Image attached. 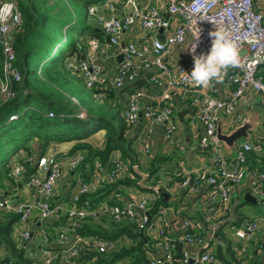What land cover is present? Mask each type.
<instances>
[{
	"label": "built area",
	"instance_id": "1",
	"mask_svg": "<svg viewBox=\"0 0 264 264\" xmlns=\"http://www.w3.org/2000/svg\"><path fill=\"white\" fill-rule=\"evenodd\" d=\"M258 0H166L165 6L153 4L141 7L138 0L107 1V9L122 6V14L112 12L100 15L99 5H92L90 12L97 15L109 42L122 54L118 70L112 80V87L122 89L139 78H146L159 89V99L149 102L151 97L148 85L134 86L123 107V114L132 123L140 118L160 124L164 135L170 139L178 129L175 120V98L189 101L195 108L191 113L194 121L204 127L200 144L213 148V156L208 165L179 166L175 172L179 178L175 182L177 195L190 196L202 189L203 208L196 215L182 218L178 227H174L167 216L163 200V190L170 192V184L155 183L151 193H133L125 202H121L120 192H115L114 203L95 206L90 194L96 193L107 183L114 182L122 173L125 161L119 153H113L110 164L98 160L94 171L88 178L79 174L76 189L66 206L54 201V191L64 164L69 171H76L87 157V151L80 149L64 157L57 156L53 148L48 153L34 154L30 159L37 163V171L31 175L27 184L38 192L37 198L19 200L16 198L18 187L12 193L0 197V208L16 213V232L22 242L28 244L33 237L39 243L28 249V255L38 264H77L82 251L96 250L99 253L110 252L118 246L117 239H105L97 235H83L77 232L84 221L92 217L99 219L108 215L114 222L134 221L146 233L152 242L149 251L150 264H222L213 250L217 231L227 223L225 209L229 207L233 189L250 174L253 179L252 192L263 202L262 213L254 218L244 219L242 223L230 222V228L240 240V250L246 253L249 241L264 225V169H250L247 165L248 153L255 145L244 140L237 143L235 155L227 157L222 142L217 138L219 120L226 115H234L235 125H240L246 116L238 111L240 100L249 88L260 94L264 102V13L257 7ZM22 23V12L18 0H0V45L2 64L0 66V96L3 101L14 94L16 81L22 79L17 59L13 35ZM139 23L146 31L162 29L164 39L154 36L148 44L140 45L134 39H124L132 26ZM216 26L229 31L237 44L239 66L230 68L223 82L230 88L226 95L219 92L218 83L212 82L208 88L194 85L185 76L190 75L193 67V55L208 53L212 38L209 36ZM99 37L92 36L84 58L68 60L67 66L77 69L90 88L99 90L104 96L107 88L105 65L99 58L101 48ZM122 43H124L122 45ZM196 44V52L191 51ZM182 47L186 61L173 65L169 57L176 48ZM199 93L201 97H199ZM49 115H54L50 110ZM83 115V113L81 114ZM13 114L11 118H16ZM150 129L143 137L145 151H150ZM22 167H13L11 174L19 178ZM175 193V194H176ZM157 202V204H156ZM66 220L62 221V216ZM58 221L57 237L53 239L49 231L50 224ZM44 224V225H43ZM25 244V245H26ZM182 247L180 250L179 245ZM27 246V245H26ZM260 246L264 247V243ZM194 247V248H191ZM5 246L0 245V264H11L7 258ZM244 260L240 259L243 264Z\"/></svg>",
	"mask_w": 264,
	"mask_h": 264
},
{
	"label": "trees",
	"instance_id": "2",
	"mask_svg": "<svg viewBox=\"0 0 264 264\" xmlns=\"http://www.w3.org/2000/svg\"><path fill=\"white\" fill-rule=\"evenodd\" d=\"M107 1L18 0L22 23L14 32L13 42L17 55L15 64L22 79L15 82V94L9 100L3 101L0 96V197L12 193L19 184L27 183L37 171V163L30 159L34 154L42 155L53 148L57 150L58 157L85 149L87 157L79 168L94 167L98 160L108 165L113 153H119L130 176L118 177L107 183L96 192L99 196H106L119 184H138L135 165L140 167V158L137 136L134 135L135 123L124 116L125 103L120 101L117 90L109 86L103 88L105 94L99 96L100 103L84 105L71 88L72 80L82 77L77 69L67 66L70 57L79 60L82 54H86L90 37L102 38L104 30L94 21L96 15L90 12V7L104 5ZM2 58L0 45V66ZM130 87L134 85H128L125 90L129 91ZM92 90L95 97L99 95L98 89ZM50 110L54 115H49ZM13 114H17L15 119L11 118ZM70 141L74 143L68 152L58 151V144ZM260 141L261 148H253L248 153L250 169H264V137ZM17 165L22 167L18 179L11 174ZM157 168L149 170V178L158 171ZM178 180L176 177L175 182ZM159 202L164 203L162 200ZM17 218L16 213L0 208V245L7 250L4 260L12 259L11 264H34L26 243L16 235L14 224ZM66 219L63 215L62 221ZM98 221L89 217L76 231L83 235L117 239L118 246L106 253L85 249L79 259L85 260L86 264H118L124 258L128 259V264H150L152 242L138 223L107 220L105 226ZM55 222L57 225L58 221ZM228 252L235 256L232 248ZM216 255L226 260V264H233L220 248ZM234 260L241 264L237 257Z\"/></svg>",
	"mask_w": 264,
	"mask_h": 264
},
{
	"label": "crops",
	"instance_id": "3",
	"mask_svg": "<svg viewBox=\"0 0 264 264\" xmlns=\"http://www.w3.org/2000/svg\"><path fill=\"white\" fill-rule=\"evenodd\" d=\"M115 1L119 2L120 0H115ZM138 1L141 7H147L153 4H159L164 7L166 4V0H138ZM257 7L264 13V0H258ZM114 11L116 13L122 14L125 10L122 6H117L115 9H107L106 5H101L98 14H103L105 16H108ZM159 34H160L159 31H154V30L146 31L142 29L139 23H136L129 30H127V32L124 35L123 40L131 38V39H134L136 42H138L140 45H145V44H148L149 41L154 36L159 35ZM99 39L102 42L101 48L99 51V58L103 61L105 65V77H106V80L108 81L106 82V84L107 86L112 87V80L118 70L120 54L117 53L118 51L117 47L109 42V40L107 39V34L105 32H103L102 38L99 37ZM74 58L75 57H70L69 60H72V59L74 60ZM169 61L173 65H178L180 62L186 61L183 48L177 47L175 51L173 52V54L169 57ZM143 84L148 85V87L150 88L151 97H149L148 101L149 102L158 101L159 89L156 86L152 85L149 81ZM218 84H219L218 87L220 91L219 93L221 95H226L229 92L230 88L224 82L218 83ZM127 86H125L122 89H116L120 97V101L125 104L128 100L130 92L134 88V87H130L131 89L129 91H126L125 89ZM198 96L201 97V94L199 93ZM174 98H175V120L178 123V129L172 138L168 139L165 137L164 128L162 125L152 123L151 121L145 119L144 117L140 118L139 121L134 124V133H135L134 135L137 136L136 146H137V150H138L139 158H140L139 163H142V156H143L142 154H144V152L145 153L147 152L144 150V147H143V137L146 133H148L149 129L151 133H150V151L148 152L153 151L157 158L160 156V153H164L167 155V158H168L167 161H169L170 163H168L166 167L160 171H163V175H165L166 178L168 179L166 185L170 184V192L172 193V195H170L167 201H164V204L166 207V205H168L170 200H172V202L177 200L176 206L178 205V207L175 208L176 209L175 212L173 213L169 212L166 208L167 216L171 219L173 226L177 228L178 225L181 223L182 218L184 216H188L186 208L189 207L190 211L193 212L192 215H196L199 212H201L203 208V202H202V196H201L202 189L199 191L198 194L190 195L188 197L181 195V194L177 195L176 192H175L176 194L175 193L173 194L171 187L176 181L175 172L177 171L178 167L181 166L178 163V160L176 159V153H178V151H180V153L183 152V154L185 152H188V154H190V160L187 165L200 167V166H205L209 164L213 156V151H212V148H206L200 144V137L204 133V127L199 121H194L191 118V113L195 107L189 101L179 100L177 98V91L174 92ZM253 108H259L264 113V102L261 100L260 94L256 92L255 90L249 88L247 90L246 95L239 102L238 111L242 113L243 115H245L247 119L249 115L251 114V110ZM226 116H230L229 118L233 122H235L234 115H226ZM226 116L222 117V129H223L224 119ZM260 124L262 126L261 127L262 131H253L252 139H246L242 137L239 141L241 142L244 140H248V141L253 142L254 145L256 142H258L261 148L260 139L261 137H264V117L260 120ZM232 128L233 127H229L228 130L223 129V131L229 132ZM195 133L198 134L199 138H198V141L194 142L193 139H194ZM66 143H67L66 146H68L69 148L74 142L70 141V142H63L61 144H58V151L61 150L63 144H66ZM223 145L225 146V149H223V151L226 153L227 157L229 158L233 157L235 153H233L224 143ZM260 148H256V145H255V149H260ZM55 151L57 150L55 149ZM62 156L63 155H61L60 158L64 159V157ZM162 157H165V156L163 155L160 156V158ZM157 158H153L151 160V163H153V161L155 162ZM247 165L249 167L248 163ZM135 166H138V165H135ZM94 167H92V165H87L85 167L79 168V174H85L86 177L89 178L91 176V173L94 171ZM138 168L141 171L149 172V170H142L141 165L140 167L138 166ZM64 170H65V174L69 176L67 178L74 179L75 171H69L66 164H64ZM160 171L158 170L156 172H160ZM126 175L130 176V172L128 170L127 164L125 165L122 173L119 175V178H122ZM140 178L141 176L139 175V180ZM148 179L149 177L147 178V180ZM139 180H138V184H135V183L119 184L117 188L109 191L106 196L105 195L99 196V194L97 193L94 194L93 196L91 195V198L94 199L93 204L95 206H102V205L112 204L115 201H118L116 200L117 198L115 197L116 191L120 192L121 194V199L119 200L121 202H125L129 199V196L131 194L141 193V192H136L135 190L136 187L141 188V189L150 190L151 186L149 185H147L148 188L141 187V185H139ZM147 180L145 181L146 184H147ZM75 181H74L75 184L72 190L73 192L75 191L76 185H77L76 184L77 180ZM253 182H254L253 177L250 174H248L244 178V180L240 182V184L237 185L233 189L231 193L229 207L225 209L227 223H225L224 225H221V227L217 231V238H216L215 246L213 250L217 253L220 248L222 252L224 253V255L230 261H232L233 264H237L234 260L235 257H237L239 260L244 259L243 264H264V247L260 246L262 243H264V225L261 227L260 230L257 231V233H255V237L253 236L251 241H249V245L247 247L246 253H243L240 250L239 248L240 240L235 235L234 231L230 228L231 221H237L239 223H242L244 219L254 218V217L246 216L244 213H242V205L244 202H252L254 204H258V202L261 201L252 192ZM16 187H18V193H17L16 198H18L19 200L37 198L39 196L38 192L35 191V189L31 188L27 183L19 184V186H16ZM65 187H66V184L63 186L60 192L58 191V189H55L53 199L55 202L62 203L67 206L69 204V201H70V198L73 192L70 195L65 194L67 192L65 190L66 189ZM247 193L253 196L255 198V201L246 199ZM105 219L109 221L112 220L110 216L102 214L99 217V219H97V221L100 220L98 221L99 223H102V225L107 226L105 222L107 220ZM55 223L56 222L54 221L53 224L49 225L50 226L49 231L52 233L53 239H56L57 237V227ZM232 233L237 237L236 239L237 245L234 247V250L237 251V253L235 252V256H232V254L228 252V249L231 248L232 246V241L230 240L231 237L229 236L230 234L233 235ZM38 243H39L38 237L36 236L33 237L32 241L26 244L27 245L26 250L28 251V249L32 247L33 245L37 246ZM191 248H194V247H191ZM34 260L36 261V259ZM220 260L222 264H226L225 262L226 260H224L223 258H220ZM128 263H129L128 259L124 258L118 264H128ZM77 264H86V263H85V260L78 259Z\"/></svg>",
	"mask_w": 264,
	"mask_h": 264
},
{
	"label": "rangeland",
	"instance_id": "4",
	"mask_svg": "<svg viewBox=\"0 0 264 264\" xmlns=\"http://www.w3.org/2000/svg\"><path fill=\"white\" fill-rule=\"evenodd\" d=\"M100 15H103V14H100ZM95 17L96 18L94 19V21L100 25V22H99L97 15ZM69 39H71V38H69ZM68 46H70V43H68ZM185 59H186V56H185ZM74 61H77V63H78L77 58H74ZM79 75H80V73H79ZM71 88H72L74 94L76 96H78L79 100L84 105L89 106L92 103H94V104L100 103L99 95H96V97H95L94 91L92 90V88H90L86 85L84 79H82V78L73 79L71 82ZM72 99L74 100L75 103L78 102L74 96H72ZM111 101H114L113 98L111 99ZM81 112H83V111H81ZM229 117L230 116H226L224 119V123H223V129L224 130H226V129L228 130L229 127H234L236 124ZM13 119H15V118H13ZM198 138H199L198 134L195 133V136L193 139L194 142L198 141ZM66 145H67V143L63 144V146H62L61 150H59V152H62V153L68 152L70 147L68 148V146H66ZM222 148L225 149V146L223 145V143H222ZM212 151H214L213 148H212ZM56 153H57V151H56ZM142 155H143L142 156V163H140L142 170H150V169H155L156 167H158L157 170L160 171V170H163L168 163H170L169 161H167V159H168L167 155L164 153H160V156H162V155L165 156L162 158H160V156L157 158L153 151L146 152V153L144 152V154H142ZM66 156H68V155H66ZM66 156L63 155L62 157H66ZM153 158H157V159L155 160V162L153 161V163H151V160ZM176 159L178 160V163L181 166H187V164L189 163V160H190V154H188V152H185L183 154V152L180 153V151H178V153H176ZM67 177H69V176L67 174H65V170H64L57 180L55 189H58V191L60 192L62 190L63 186L66 184L65 190L67 192L65 194L70 195L73 192L72 190H73L74 184L76 182L75 180H78L79 168L75 171L74 179H70ZM167 180L168 179L166 178V176L163 175V171H160V172L154 171L153 176L147 180V185L151 186L155 183L166 184ZM135 190H136V192H145L147 194H150L152 191L149 189H141L138 187H136ZM171 190H172L173 194L176 192L175 183L171 187ZM176 202H177V200H175L174 202H172V200H170L168 205H166V208L169 212H172V213L175 212V210H176L175 208L178 207V205L176 206ZM262 207H263V204L261 201H259L258 204H254L252 202H244L242 205V213H244L246 216L256 217L262 213ZM181 208H179V209H181ZM186 211H187L188 215H192V213H193L192 211H190L189 207L186 208ZM20 228H21L20 226H15V231L17 232ZM16 235H18V234L16 233ZM229 236L231 237L230 240L232 241V246H231L232 251L237 253V251L234 250V247L237 245V240H236L237 237L234 234L233 235L230 234ZM254 237H255V235H254ZM256 237H257V235H256ZM39 258H40V254L36 257V261L34 264H38Z\"/></svg>",
	"mask_w": 264,
	"mask_h": 264
},
{
	"label": "clouds",
	"instance_id": "5",
	"mask_svg": "<svg viewBox=\"0 0 264 264\" xmlns=\"http://www.w3.org/2000/svg\"><path fill=\"white\" fill-rule=\"evenodd\" d=\"M209 36L212 38L209 52L193 55L194 67L190 75L184 72L194 85L203 88H208L212 82L222 83L228 70L240 63L237 44L229 31L216 26ZM191 51L196 52V44Z\"/></svg>",
	"mask_w": 264,
	"mask_h": 264
},
{
	"label": "water",
	"instance_id": "6",
	"mask_svg": "<svg viewBox=\"0 0 264 264\" xmlns=\"http://www.w3.org/2000/svg\"><path fill=\"white\" fill-rule=\"evenodd\" d=\"M160 37L164 39V35L162 34V29L159 30ZM107 39L109 40V36H107ZM124 43H122L123 45ZM81 58H84V54H82ZM119 59H122V54L119 55ZM147 82L146 78H139L133 82L134 86L141 85L142 83ZM264 117V113L259 108H253L251 110V114L249 117L240 125L234 126L229 132H225L222 129V118L218 122L217 126V138L224 143L233 153L236 152L237 149V143L239 140L243 137L246 139H252L253 131H262V126L260 124V120ZM256 148H260V145L258 142L255 143ZM206 148H209L208 146H205ZM136 171L141 176L139 180V185L143 188H148L146 184V180L150 175V172H144L141 171L138 166H135ZM163 193V200L167 201L170 197V193L166 190L162 191ZM246 199L255 201V198L251 196L249 193L246 194ZM193 262V258L190 260V263Z\"/></svg>",
	"mask_w": 264,
	"mask_h": 264
}]
</instances>
